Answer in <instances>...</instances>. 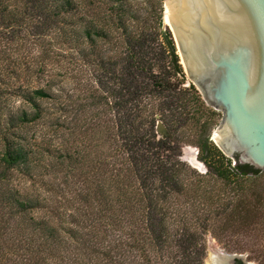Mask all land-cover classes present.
Listing matches in <instances>:
<instances>
[{
  "label": "trees",
  "instance_id": "trees-1",
  "mask_svg": "<svg viewBox=\"0 0 264 264\" xmlns=\"http://www.w3.org/2000/svg\"><path fill=\"white\" fill-rule=\"evenodd\" d=\"M136 1L99 0L87 17L79 0H0V264H203L208 236L264 253V170L211 140L219 112L180 82L164 0ZM55 44L94 76L62 144L31 131L59 122ZM167 112L191 133L160 138Z\"/></svg>",
  "mask_w": 264,
  "mask_h": 264
},
{
  "label": "water",
  "instance_id": "water-1",
  "mask_svg": "<svg viewBox=\"0 0 264 264\" xmlns=\"http://www.w3.org/2000/svg\"><path fill=\"white\" fill-rule=\"evenodd\" d=\"M164 25L187 75L205 102L222 112L213 142L227 157L238 154L241 162L264 170V0H165ZM157 119L165 139L169 129ZM225 257L215 258L217 264H247L244 255Z\"/></svg>",
  "mask_w": 264,
  "mask_h": 264
},
{
  "label": "rangeland",
  "instance_id": "rangeland-1",
  "mask_svg": "<svg viewBox=\"0 0 264 264\" xmlns=\"http://www.w3.org/2000/svg\"><path fill=\"white\" fill-rule=\"evenodd\" d=\"M79 1L81 3V11L87 17L95 16L96 12L101 9L99 0H79ZM136 5H138L139 8H141L142 6H146L144 2H141V0L136 1ZM163 8L165 11V0L163 1ZM164 11H163V20H164ZM166 28L169 27H166L164 25V29ZM68 48L69 47L67 45L63 46L60 44H55L54 51L56 57L53 63L48 65V69L51 71V74L54 75V79H55L54 89L58 90V92H56L58 96L57 97L58 101L55 104H48L47 106H48L49 114L53 115V113L56 114L59 112V116H60L59 122L57 125H52L50 122H44V124L36 125L31 128V131L38 130V134L47 131L48 133L47 139L48 140L52 139L57 144H62L65 143V141H68L70 135L72 134V130L75 129L73 127L74 126L73 121L76 118V111L79 109V105L81 104V102H83V99L87 96V92H88L87 89L90 79L94 78L91 70L92 68L84 64L82 57L77 53L76 50L72 48L71 49ZM178 56H179L180 64L182 65L185 73V77H180L181 79L180 82H183L184 87H190V85L193 84V81L191 80V78H189V76L185 71V68L181 62L180 54H178ZM195 87L203 98L204 94L198 89L197 86ZM157 100L159 102H162L161 98H157ZM206 105L208 104L206 103ZM218 112L219 115H217L216 117L217 126L215 127V129L219 126L222 120V112L221 111ZM173 113L176 115L178 113V110L174 109ZM166 114H168V117L163 116L161 119L165 122L168 129L172 133H175L177 137L181 134L189 135L191 133L192 130H190L189 127L186 129H182L180 127L176 118H173V116L171 115L172 114L171 112H167ZM76 125L77 123H75V126ZM215 129L212 131L211 140ZM182 159L186 161L189 165H191L193 168L198 170L199 172L201 173L207 172V167L205 163L201 161L199 158L198 147L184 143L182 147ZM233 164H235V161L233 162ZM15 183L20 184L22 187L31 185V182L24 181L21 175H17ZM37 189L39 190L38 194H41V196L45 197L48 195L47 197L49 198L52 197L45 189V187H41V188L37 187ZM58 200L59 199H57L56 204L58 203ZM63 202L61 203L63 204ZM212 244H216L220 249L224 250L227 253L244 255L245 257L244 260L245 262H247V264H264V253L260 254V252H258L257 250L259 249L258 245L256 246L250 245L246 247L245 250L243 251L241 250L238 251L236 249V246L231 245V249H233L234 247L235 250H229V248H227L228 246H226L224 242L221 243L212 236H208L207 238V254L203 264L207 263L209 255L211 254L210 246Z\"/></svg>",
  "mask_w": 264,
  "mask_h": 264
},
{
  "label": "bare ground",
  "instance_id": "bare-ground-1",
  "mask_svg": "<svg viewBox=\"0 0 264 264\" xmlns=\"http://www.w3.org/2000/svg\"><path fill=\"white\" fill-rule=\"evenodd\" d=\"M169 16H170V12H169V9H168V6H167L166 22H169ZM171 27L173 29V32L175 33L174 26L172 25ZM175 35H176V33H175ZM180 56L182 57V54L181 53H180ZM182 59H183V57H182ZM184 61H185L186 66L190 70L189 60H184ZM190 72H191V70H190ZM215 140L218 142V132L215 133ZM210 251H211V254H210L211 256L209 255V258H208L206 264H217V261H216L215 258H226L225 256H226V253L227 252H225L224 250L220 249L216 244H212L210 246Z\"/></svg>",
  "mask_w": 264,
  "mask_h": 264
}]
</instances>
